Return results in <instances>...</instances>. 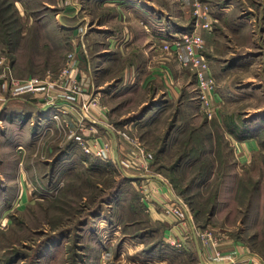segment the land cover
I'll return each mask as SVG.
<instances>
[{
    "label": "rangeland",
    "instance_id": "374dc122",
    "mask_svg": "<svg viewBox=\"0 0 264 264\" xmlns=\"http://www.w3.org/2000/svg\"><path fill=\"white\" fill-rule=\"evenodd\" d=\"M204 2L211 29L198 30L210 33L203 55L215 84L212 117L200 111L195 88L194 100L180 94L165 108L127 114L115 110L131 107L118 98L113 110L89 109L100 100L77 76L81 60H95L94 36L87 26H61L75 0H5L8 24L22 14V36L0 32V264H264V0ZM160 41L172 66L161 80L174 87L180 68L195 82ZM74 60L79 91L68 120L41 131L38 117L29 122L41 94L13 95L10 80H54L61 90ZM19 99V110L9 107ZM75 136L107 148L110 159L85 153ZM160 186L170 191L166 201L156 200ZM169 200L184 218L162 213ZM170 229L190 232L183 250L164 241ZM199 230L211 239L204 243Z\"/></svg>",
    "mask_w": 264,
    "mask_h": 264
},
{
    "label": "crops",
    "instance_id": "0c3cea01",
    "mask_svg": "<svg viewBox=\"0 0 264 264\" xmlns=\"http://www.w3.org/2000/svg\"><path fill=\"white\" fill-rule=\"evenodd\" d=\"M193 1L75 0L77 3L75 9L67 8L66 11H62V19L65 22L61 24L63 29L77 31L79 27L87 26L88 33H90L89 37L94 36L95 39L93 43L96 46L95 60L92 63L89 59L88 64H85L86 61L83 63V60H81L78 66L81 72L77 76L82 83L86 84V87L85 85L83 87V92L92 96L96 94L97 97H94L100 100V107L95 104L90 106L89 109L101 113L103 104L111 107L112 101L122 98L123 101L126 99L125 103H129L128 105H131V107H124L122 103H119L115 110L123 111V113L128 112L127 114H129L130 112L145 110L152 103L158 109L165 108L166 104L170 103L172 99L175 100V97H179L180 94L181 98H193L192 92L195 88V82L193 80L187 81V77L191 76L190 73L185 70L180 71L176 64L179 69L173 68L174 71L172 72L175 86L169 87L161 80L165 70L170 69L172 66L166 54L159 47L164 31L193 30V25H191L193 19L191 5ZM4 3L5 0H0V32L4 37L18 39V36H22V14L19 13V18L13 19L8 24ZM197 31L204 38L210 37V33L205 30L197 29ZM153 84L157 86L153 87L154 90L152 91L150 87ZM136 94H143V97L136 100ZM15 102L17 103L9 107H17V110H19L21 104L24 103L22 99L9 101V103ZM43 112L44 109L36 105L29 114L32 115L29 119L31 125L38 117L39 121L36 120V126L41 131H44L43 126L45 129L54 123L48 117L52 112L46 115H43ZM29 115L27 117H30ZM10 116L12 114L9 116L6 114L5 118L8 119ZM134 117L130 115L129 118L133 119ZM136 121L137 119L134 122ZM44 124L47 126L45 127ZM121 141V146L124 147L125 140L121 139ZM246 143L247 146H252L251 141ZM111 158L113 159L112 154ZM157 191L156 200L166 201L170 192L167 187L160 186ZM153 206L149 208L151 209L149 216L153 220L162 222L164 235L168 232L167 227L169 225L161 219L159 208L154 210ZM240 248L238 246L234 252L236 253V250L240 251ZM208 252L210 253V251ZM208 254L206 252L205 256H208ZM208 261H210V264L216 263L211 260Z\"/></svg>",
    "mask_w": 264,
    "mask_h": 264
},
{
    "label": "built area",
    "instance_id": "2783aa9c",
    "mask_svg": "<svg viewBox=\"0 0 264 264\" xmlns=\"http://www.w3.org/2000/svg\"><path fill=\"white\" fill-rule=\"evenodd\" d=\"M192 16L194 17L193 30L191 31H181V32H168L164 31V35L161 37L162 49L173 53L174 60L181 67V69H186L192 72L195 76V93L196 100L198 101V106L200 111L206 114L208 117H212L213 114V104L214 98L212 97V92L214 91V81L209 74V65L204 57V40L201 33H198L197 29L203 28L206 30L211 29V24L209 22V8L204 0H194L191 7ZM76 63L73 61L72 64H67V67L60 74V84L63 85L62 89L59 90V85L57 81L51 80L45 81L37 77L29 79H14L10 81L11 89L13 95H20L22 93H40L41 98L39 102L40 108L44 109L43 115L52 112L48 117L56 122H66L68 120V115L70 113V100L74 99V94L79 91L76 86ZM5 82L2 83V87ZM3 98L0 97V102ZM69 108V109H67ZM86 108V107H85ZM62 120V121H61ZM74 141L81 147L85 153L98 158L100 160L107 161L109 158L108 151L105 147H100L97 142L95 145H91L88 141H85L80 136H75ZM104 146V145H103ZM148 186L142 188V195H144L145 190L147 191ZM151 196V193H150ZM179 203V202H178ZM162 213L167 217L172 218H184V213L180 210L176 201L169 200L165 205H162ZM176 220V219H175ZM189 231L186 234H177L176 230L170 229L168 237L164 238V241L172 246L173 249L181 251L186 247V243H189L191 235ZM202 241L206 243V239H211V234L208 231L198 232Z\"/></svg>",
    "mask_w": 264,
    "mask_h": 264
}]
</instances>
